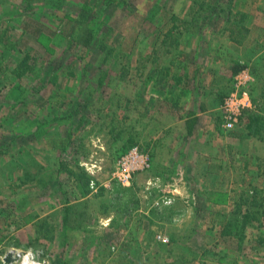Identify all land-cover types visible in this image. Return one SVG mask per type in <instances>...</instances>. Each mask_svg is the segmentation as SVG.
<instances>
[{"label":"rangeland","instance_id":"1","mask_svg":"<svg viewBox=\"0 0 264 264\" xmlns=\"http://www.w3.org/2000/svg\"><path fill=\"white\" fill-rule=\"evenodd\" d=\"M228 8L194 20V0H0V264H264V154L257 181L187 182L159 163L165 125L149 119L159 69L194 41L185 31L231 42L218 98L247 71L264 104V0ZM174 18L192 24L175 29ZM229 138L230 174L239 158ZM136 146L149 167L124 187L113 172Z\"/></svg>","mask_w":264,"mask_h":264},{"label":"crops","instance_id":"2","mask_svg":"<svg viewBox=\"0 0 264 264\" xmlns=\"http://www.w3.org/2000/svg\"><path fill=\"white\" fill-rule=\"evenodd\" d=\"M191 33L183 32V41H187L188 36H193L192 40L196 41L197 34ZM198 38L196 42L187 41V46H181L184 55L176 52L174 59L159 69L164 77L154 80L153 86L159 87L162 97L151 107L149 119L158 117L160 126L165 125L160 133H166L160 138L162 145L158 152L162 154V159L159 163L165 168H173L168 169L170 172L187 175L185 181L201 183L205 187L206 181H257L262 174L258 160L264 154V137H260L256 130L264 134V127L256 128V124L249 123L247 118L240 120L232 133L226 131L223 124L222 129L217 127L221 103L217 92L223 82L225 86L222 87H228L226 76L229 77V74L225 75L227 65L224 64L229 66L233 59L228 54L231 42L210 36L203 30ZM213 40H217L215 44ZM255 60L257 55L252 64ZM261 105L257 101L248 109L255 115L262 111L264 116V104L261 102ZM228 137L233 145L231 149L237 151L239 158L236 160L237 167L234 165L237 172L230 174L223 173L221 169H226L224 159L228 156V145L225 144ZM235 137L238 139L236 143L232 142ZM203 166H206V171H203ZM191 195L194 197L193 192Z\"/></svg>","mask_w":264,"mask_h":264},{"label":"built area","instance_id":"3","mask_svg":"<svg viewBox=\"0 0 264 264\" xmlns=\"http://www.w3.org/2000/svg\"><path fill=\"white\" fill-rule=\"evenodd\" d=\"M253 78L247 71H242L236 77L232 93L225 99L221 110L223 112V127L233 131L240 123L245 109L252 105L250 93L247 90L248 84ZM149 167V156L137 146L126 152L117 161L113 178L122 186L130 187L136 173L142 172Z\"/></svg>","mask_w":264,"mask_h":264},{"label":"trees","instance_id":"4","mask_svg":"<svg viewBox=\"0 0 264 264\" xmlns=\"http://www.w3.org/2000/svg\"><path fill=\"white\" fill-rule=\"evenodd\" d=\"M221 1L222 0H194V5L197 6L198 9L196 11H194L193 19L194 20L195 19L198 20L200 17H202L201 14H204L205 12H208L209 16L213 15V14H217V13L218 14H221V13L225 14L226 10L229 9L228 6H231L232 4H234L235 0H226V3L224 2L223 4H221ZM246 17H247V15L242 14L241 15V19L239 21L236 20V24H237L236 27L238 26V23L239 24H242L243 22L245 23V21L247 20ZM207 18H209V17H207ZM174 21L181 23L180 26L174 25L175 29H181L183 27H184V29H189V27L192 24V21H188V20H179V19L174 18ZM234 31L236 32V34H241L240 36H244L245 32L246 33L249 32V30L245 29V28L242 29V30H239V31H236V29H234ZM92 33L93 32L90 31L89 35L83 40V44L81 42V44H82V46L84 48L85 47L88 48V47L91 46V42L94 40V37H93ZM239 41H240V43H242V41L240 39H239ZM262 59H264V56L262 57ZM27 62H28V58L24 59V61H21V65H20L21 68L20 69L22 70V72L19 74L20 76H22V74H25L24 72H26V70L28 69V67H27L28 63ZM23 66L26 67V70L23 69ZM260 66L263 68V71H264V65L260 64ZM239 72H240V68L238 67L235 70L234 74H237ZM253 77L255 79L259 80L256 69L253 70ZM232 91H233V89H231V91H229L227 93L220 94V99H221V101L223 103H224L225 99L232 93ZM250 97H251L252 103H255V101H254L255 99L251 95H250ZM76 114H79L78 110H75V112L72 113V115H75V116H76ZM245 118L248 119L249 123L250 122H252V124L255 123L256 124V126H255L256 128L264 127V124H263L264 123V118L259 116V114L258 115L253 114L249 109H247L246 111L243 112V115H242L240 120L243 121V119H245ZM217 120H218V125H217L218 129H222V124L223 123L221 121V118L219 117V118H217ZM256 133L259 134L260 137H262V138L264 137V135L258 133L257 130H256ZM128 143H129V141H128ZM129 144H133V141L130 140ZM128 148L124 149V153L123 154L128 152ZM63 165L64 164H62V166H61V164H60L61 167L59 168V174L64 172V171H67V172L70 173L71 176H75L73 171H70L67 167H64ZM79 179H80L79 182L83 183V187L85 188L86 193H89L90 192L91 176L88 173H83L81 178H79ZM63 187H64V185H62V188ZM65 214L69 215V209L68 210L66 209ZM232 224H233L232 222L227 224L226 228H224V234H231V235L233 234L232 231L230 230Z\"/></svg>","mask_w":264,"mask_h":264},{"label":"bare ground","instance_id":"5","mask_svg":"<svg viewBox=\"0 0 264 264\" xmlns=\"http://www.w3.org/2000/svg\"><path fill=\"white\" fill-rule=\"evenodd\" d=\"M23 264H28V263H27V261L25 260V263H23Z\"/></svg>","mask_w":264,"mask_h":264},{"label":"water","instance_id":"6","mask_svg":"<svg viewBox=\"0 0 264 264\" xmlns=\"http://www.w3.org/2000/svg\"><path fill=\"white\" fill-rule=\"evenodd\" d=\"M11 258H12V257H10V259H9V260H11Z\"/></svg>","mask_w":264,"mask_h":264}]
</instances>
